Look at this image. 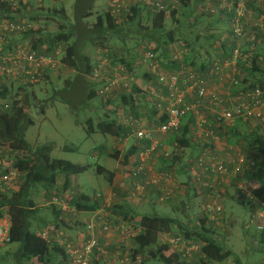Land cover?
Here are the masks:
<instances>
[{
  "label": "trees",
  "instance_id": "16d2710c",
  "mask_svg": "<svg viewBox=\"0 0 264 264\" xmlns=\"http://www.w3.org/2000/svg\"><path fill=\"white\" fill-rule=\"evenodd\" d=\"M36 1H20L16 8H13L9 4H0V23L5 20L8 23H25L26 26L32 25V22L37 18L35 13L38 11L34 10V7L38 6ZM48 1L50 0H40L39 4L43 7L46 6L45 2ZM97 1L98 0H75L71 21L67 18L63 7L61 8L55 6L53 9H49L47 14L50 17L52 16L62 19L64 25L60 26L58 31L46 37V40L44 38H36V34L30 30V27L26 29L25 32L7 33L6 41L8 42V38L11 36L21 35L24 39H32V49L44 55L54 56L57 51L61 50L64 53L66 52L65 57L62 59V64L75 69L77 73L76 82L80 83L82 88L87 91V101H90L95 97L94 89L97 84L87 79L92 76L97 66L94 64L92 57L81 52L82 47L87 43H90L93 46V49L101 56L109 58L111 64L123 66V68L127 72L129 71V74L131 75L133 73V69L136 67L134 60L132 61V58L129 60L128 56L120 59L119 61L116 60L110 51V45L114 40H117L121 44H125V38L131 34L134 25L140 32L141 38L153 45L152 53L154 55H156L157 52H160V54L164 56L165 54L167 55L169 52V46L178 43L179 41L184 42L187 49H189V52L191 51L195 54L198 52L196 48V41L199 40L198 37L192 36V38L188 39L182 32L179 31L184 22L181 21L180 23V21H178L175 15V9L171 10L170 18L174 23H177V25H182L179 27V30L172 29L167 26L166 21L168 16L165 12H151L153 7L148 5L146 6L140 1H135L134 3L131 2L128 8L121 12L123 17L121 21H117L109 10V12H99L96 16L95 23L91 26L87 19L93 15L95 3ZM176 1L181 3L183 8H189L192 0ZM163 4L167 7H171L175 4V0H163ZM254 5L256 4L251 2L249 4V8L252 9ZM143 12H146L145 18ZM263 13L264 12L260 10L258 15H262ZM192 16L193 15L191 14V17ZM195 18L196 17L193 16V19ZM196 24L197 20H194L189 24V27L195 28ZM253 30L257 34L255 37L257 43L264 42V35L261 31L258 28H254ZM5 33L6 32L0 31V34L4 35ZM246 43L248 44L249 41H246ZM11 46L12 45L10 44L8 49H12L13 47ZM247 46L248 45H246V47ZM139 47L144 48L143 46ZM254 52L255 50H253V53ZM253 57L254 58L251 61V72L253 73L252 75L258 74L259 77L257 79H253L252 81L244 79L241 82L240 87H248L250 89L260 87L264 89V70L259 69L257 65L259 55L257 54ZM187 59L188 58L185 56L183 59L184 64L187 65L189 63H193L191 62L193 61V58ZM70 60H74L72 64L70 63ZM176 60L172 59L171 63L172 66L177 69L176 71H178L181 69V61L179 59ZM117 62L119 64H117ZM148 71H146L143 75L144 86H137L131 81V83H128V86L125 88V93L121 96V101L128 105L131 113L134 115H136L138 110V107L136 106L137 100L134 99L135 95L136 97L139 96L138 100L141 101L142 99H145V96L148 97V94L145 93L143 88L150 86L152 82H155L158 87H161L155 73L153 71ZM48 73L49 72H46L45 74ZM45 74H42L41 78ZM41 78H39V80ZM3 80L4 77H1L0 82H3ZM249 82V85H244ZM25 83H27V85L31 84L29 82ZM237 88L239 89V87ZM112 105V102L107 101L106 109L109 110ZM154 113L155 115H158V112ZM106 117V122H101L97 126L99 131L101 130V132L105 135H123L124 137H127L132 134L131 127L126 128L125 126L118 124L117 121L114 120V118H110L109 115H106ZM165 121V116H161L158 119L155 118L154 125L152 127L159 126ZM33 124L34 122L28 114L25 105H22L19 101L15 100L13 95L10 93L8 85L2 84L0 86V149H7L8 157H12V168L17 170L24 178V182L21 184L17 192L0 191V219L7 217L10 223V242L2 247H6L10 244H18L16 256L19 262L30 263L32 260L36 259L39 264H53V260L58 257H61L63 261L67 262L68 255L67 252H65V247L62 248L63 246L60 247L58 244H52L47 238L45 239L41 236V234L39 235L37 231H31L33 226L31 220H33V222H40L42 220V215L39 214V208L31 197L30 188L33 184H40L41 188L44 189L45 192H51L55 189L56 178L59 175H63V191L72 189L71 177L88 171L91 169V166H80L70 162L52 160L50 157L52 152L51 145H45L33 149L25 139L27 130ZM152 127L150 126V128ZM93 131L95 132L94 128ZM214 134L218 138L215 132ZM165 138V140L160 141V145L157 148L151 151L152 158L155 162H167V165H173V163H175L174 152L169 150V148L164 145L169 138H172V140L174 139V144L176 143L179 149H189L193 145L189 131L185 129L182 130V127L173 134H167ZM135 139L136 142L129 148L127 154L125 155L123 162L124 166L128 164V159L131 156H138L139 153L145 151L146 149H150L152 145L150 141L137 138ZM212 141L214 140H211V142ZM64 149L68 150L66 147ZM69 150L73 151L72 149ZM165 150L170 152V156H165V153L167 152ZM2 153L3 152L0 153V156H2ZM118 155V152H116L114 157L117 158ZM155 155L156 157L154 158ZM136 158L138 159V157ZM195 160L194 166L196 163ZM246 162L252 163V161L248 160H246ZM96 171L99 175L106 174L108 182L113 185V179L115 177L113 172L107 171L100 165L96 166ZM158 172L170 173L165 169ZM236 176L244 177V179L248 182L258 183L257 188L247 190L249 194L247 203L252 205L253 209L256 208L257 203L264 204V165L258 167L254 164L250 168L244 167L243 171ZM205 177L208 178L207 176ZM218 178L219 177L217 176L216 179ZM73 191L77 196L75 206L78 211L84 210L85 212L92 213L94 215L99 211V209H101V201L97 198V195L93 200H91L89 196L80 194L77 186L73 187ZM157 197V194L152 196L151 193L148 192L147 204L154 205L157 202ZM241 197L244 198L245 195L242 194ZM205 204L203 205L204 215L195 219L188 218L186 224H184L185 226L182 221L170 216L157 213L139 214L135 213L128 207H125L124 210L121 206H115V208L117 210H123L124 219H127L129 216H134L132 220L133 228L140 230V232L131 240L133 257L142 256V254H145L147 249L155 247L159 236L165 234L167 235V239H171L180 235L184 239L186 238L187 240L198 244L199 250L197 252H192L191 257H189V255L183 257L179 249L175 250L169 256H166L165 253L170 250L171 245L169 243H163L157 251V257L156 255L154 257H156L163 264H221L233 254L225 248L224 242L221 238V233L218 234L216 232V226L218 224L215 222L206 224L207 221L209 222L210 220L205 212ZM58 217L59 214L55 213V223H58L56 222ZM36 225H38L37 222ZM176 228H178V234L173 232ZM258 245L264 252V232H260L259 234ZM141 264H146V262L143 261Z\"/></svg>",
  "mask_w": 264,
  "mask_h": 264
},
{
  "label": "rangeland",
  "instance_id": "374dc122",
  "mask_svg": "<svg viewBox=\"0 0 264 264\" xmlns=\"http://www.w3.org/2000/svg\"><path fill=\"white\" fill-rule=\"evenodd\" d=\"M37 1L36 4H38V6L34 7V10L38 11L37 13H35L37 18L32 22L30 30L36 34V38H44L46 40V37H48L50 34L55 33L59 30L60 26L64 25L62 19L52 16L50 17L47 14V11L49 9H53L55 6L61 8L63 7L66 12L67 18L71 21L75 0H62L58 4H53L48 1L45 2L46 6L43 7L41 6V4H39L40 0ZM110 1L111 0H98L95 3L93 15L87 19L88 23L91 26L95 23L96 16L99 12H106L108 6L110 9ZM122 2L124 1L121 0V3ZM131 2L134 3L135 1L126 0L124 2V5L129 6ZM214 2H220V7L223 10H225L226 12H232L228 9L231 6L232 0H192L189 8H183L181 3H178V10L175 9L176 18L178 19V21H180V23L181 21L184 22L183 26L181 24L177 25V23H174L171 20V12L169 15H167L168 19L166 21V24L169 28L176 30H179V27L182 26L179 31L182 32L188 39L192 38V36L196 37L202 34H206L208 36L212 33L214 34L215 31L211 29L213 27L200 28L204 26V24H202V22L199 20L200 18L197 19L195 28L189 27V24L194 21L193 16L197 17L200 12L214 15L217 10L216 6L213 5ZM201 3L208 4H205V8L202 9L200 7L202 6ZM254 3L258 5L264 12V0H259V2L255 1ZM210 10H213L214 12H211ZM248 11V19H250V17L252 18L250 22L251 24L258 23V17L263 16L264 18V13L262 15H254L252 9H248ZM145 14L146 12H143L144 18ZM191 14L193 15L192 17ZM206 16L207 15H204V17ZM254 16L256 18H254ZM113 17L117 21L119 20V17L120 19L123 18L121 14H114ZM210 17L211 16L206 17L205 19H211ZM230 21L231 23L229 22L226 30L228 28L232 30V17ZM253 29L254 28L246 32L248 33V35L247 37H244L245 42L248 41V39L250 42V40L253 38L252 36H257ZM258 29L261 32H264V21L263 28L260 29V27H258ZM132 30L133 31H131V34L125 38V44H121L117 40L112 41L110 45V51L118 61L127 56L129 60L132 58L131 60H134V63H136V67L135 69H133V73L131 75L129 74L130 72H127L126 70L124 72L117 71L118 68L116 67H120L121 65L111 64L112 68L107 69L105 74L107 76H112V78H114L115 80L118 79L119 81L113 89L109 90L107 95L101 96L99 94V91L102 88V85L100 84L101 82L93 80V76H90L87 79L97 84L94 89L95 97L92 100L87 101V91L82 88L80 83L76 82L77 73L75 69L62 64V59L66 55V52L64 53L62 52V50L60 51L59 55L55 57L58 61L57 67L54 70L50 71L48 74H45L39 80V82L30 85H27V83L21 80L4 79L3 82L1 81L2 83L0 82V86L2 84L8 85V87L10 88V93L13 95L15 100L19 101L22 105H25L28 114L31 116L34 122V124L27 130L25 137L26 141L33 149L45 145H51L52 152L50 157L52 160L70 162L72 164L80 166H91V169H89L88 171L78 175H73L71 177L72 189H67L66 191H63V175H59L56 178L55 189H53L51 192H45L44 189L41 188L40 184L31 185V197L35 201L34 203L38 206L43 220L54 221V212L57 208H59L62 212L67 211L66 213H71V215L74 214L72 216L73 218L78 217L79 211L75 206L77 196L73 191V187L76 186V181L81 185L80 188L77 187L79 193L89 196L91 200H93L96 195L101 194V209H99V212L102 213L104 219L106 218L111 224H124L127 231L128 229H130L129 233L133 229L132 220L134 216H129L127 219H124L123 210L125 209V207H128L135 213L139 214H151L153 212H157L158 214H163L165 216H172V212L170 211V209L161 206H157L155 208L156 211H153V209L150 208L151 206H153V204L148 205L147 200H137L134 202H130L129 194L125 193L126 190H128V183L126 181L124 182L125 177L121 181V184L123 185L119 186V188L115 186L121 193L118 194L116 191H114L113 187H111L112 185L108 182L106 174L99 175L96 171V166L100 165L107 171L113 172L114 176H122L125 155L127 154L129 148L136 142V139L132 134L127 137H124L123 135H105L103 132H101V130L99 131L97 127L98 124L101 122H106V115H109L110 118H114V120H116L118 124L125 126L126 128H128L131 124V121H129V117L137 119L143 125H145V127L150 128L151 124L149 123V112L152 109L157 112V104L159 100H161L160 96L164 94L161 88L158 87L155 82H152L151 85L146 87L145 90L146 94H148L149 96H145V99L137 101L136 106L138 107V110L136 112V115L132 114L128 105L124 104L123 101H121V96L126 91V89L124 88L125 84L131 83L132 81V83L134 82L137 86H142L144 73L148 70L151 71L148 63L147 65L143 64L141 62V58L143 57L145 51L153 50V45L141 38L140 32L137 28H135V25L133 26ZM8 40L9 47L11 44V47H16L17 45L27 46L28 48L33 50V43H31L32 39H24L21 35H14L13 37L11 36L10 38H8ZM180 43H183L181 45L187 48L183 41H180ZM177 44H179V42L175 43L174 45ZM246 45L249 46L245 47L243 51L246 56V61L250 65L252 61L251 57L254 56L253 50H257L260 45H257L258 47L254 49L251 46V43ZM0 46L2 45L0 44ZM139 46H143L144 48H140ZM95 51L96 50L93 49V46L90 43L85 44L81 49L82 53L92 57V60L96 65L104 62V59L107 60V64L110 63L109 58H105L103 56H101L100 58H93L96 57L94 56ZM261 53L262 55H264V48L261 50ZM174 55L175 53L172 54V57H166L164 55H161L160 52L156 53L155 56L160 62L158 68L159 72H166L165 69L167 67L169 68V64H171L172 61L171 58H173ZM194 56L195 55H192V58H194ZM214 57H216V55H214ZM73 61L74 60H70V63L72 64ZM117 64L119 63L117 62ZM105 68H107V66ZM244 77L245 75H243L242 78ZM107 101L113 103L109 110L106 109ZM92 127L95 129V132L93 131ZM161 137L164 140L166 136L162 135ZM159 139L162 140L161 138ZM65 147L68 148V150H65ZM69 149H72L73 151H70ZM1 152H3L2 156H0V171H2V174L4 171L6 172L7 169L11 166L12 157H8V152L5 148H1L0 153ZM116 152H118L119 154L117 158L114 157ZM136 157L138 156H131L128 159V163L136 162L137 164ZM23 182L24 178L19 175L18 183L9 185L6 191L17 192ZM222 186L223 185L219 186V190L212 194L213 199H211L210 201H215L223 207V218L222 221L216 226V232L218 234L221 233V238L224 242L225 248L231 251L233 255L227 258V260H225V262L221 264H264L263 249H261L258 245L260 232L256 228V223L251 222V214L254 209L252 205H249L247 203L249 194L247 193L244 198L241 197L243 193L241 194L238 192H228V195H226L221 190L223 189ZM248 189L251 190L252 187L248 185ZM230 194L234 196L233 199L230 198ZM115 206H121L123 210H117ZM62 207L66 211H63ZM93 217L94 216L83 215L81 221H85V224H87V222L92 220ZM176 218L179 220L180 216ZM70 222H72V220ZM31 223H33L31 231H36V228L34 226L35 222L31 220ZM206 224H211V222L207 221ZM81 225V222H79L78 224L74 223L72 227H81ZM173 232L175 234H178V228L174 229ZM138 233L139 232L134 229L131 234L135 237ZM166 239L167 238L165 236H159L157 245H155V247L147 249L145 254H142V256H140L142 258V262L145 261L146 264H163L156 257L159 247L162 246L163 243L167 242ZM73 241H77V239H73ZM131 248L132 245H130L129 248L130 253L132 252ZM17 250L18 244H10L6 247L0 246V264H37L35 260L30 263L19 262L16 256ZM118 250L121 251V249ZM170 251L171 253L166 252L165 255L169 256L174 252L172 248L170 249ZM155 255L156 257H154ZM123 256H125V254Z\"/></svg>",
  "mask_w": 264,
  "mask_h": 264
},
{
  "label": "built area",
  "instance_id": "2783aa9c",
  "mask_svg": "<svg viewBox=\"0 0 264 264\" xmlns=\"http://www.w3.org/2000/svg\"><path fill=\"white\" fill-rule=\"evenodd\" d=\"M20 1L26 2L27 0H0V4H9L13 8H16ZM51 3L56 4L62 0H50ZM126 1V0H122ZM140 1L146 6H152L151 12H165L169 15L171 10L177 9L178 2L175 0V4L171 7H167L163 4V0H131ZM259 2V0H232L230 8H228L232 14V38L235 41L234 55L228 62L222 63L219 60H214L212 66L207 75L199 74L191 69L181 66V69L173 73L159 72V60L152 53V50L145 51L141 62L150 67L151 71L157 76L158 83L165 91V95L160 96L157 104V119L161 116L166 117V121L159 126L147 128L140 121L134 118H130L131 124L129 127L132 129L133 137L137 139H144L151 142L150 149L138 154L136 166L130 171L129 177L132 184V188L129 190L130 202L147 200L149 188L158 190V197L156 198L158 203L168 204L175 200L176 193L181 189V184L174 180L171 173L157 172L153 174L151 165L149 162H154L151 151L160 145L159 137L174 133L181 129L182 120L189 114L197 112L198 108L202 105L203 101L207 98L220 106V110L215 116V124L218 127H233L237 120L248 121L251 119H262L264 108V89L255 87L250 89L248 87H240L241 85V71L237 66L238 58L243 55V50L246 47L244 37L248 35L246 33L252 28H263V16L258 17L259 21L256 24H251V17L248 19L247 13L249 4L251 2ZM121 3V0L110 1L111 14L120 15L121 12L128 8ZM248 6V8H247ZM170 8V9H169ZM214 12L213 10H210ZM121 21L120 17L119 20ZM31 25H25V23H8L3 21L0 23V31L6 32L4 35L0 34V78L8 80H21L34 84L39 81L42 74L50 72L57 67L58 61L55 57L59 55L60 51H57L54 56L44 55L38 51L31 50L27 46L13 47L8 49V42L6 41L7 33H20L25 32ZM250 40L251 46L257 48V40L255 36ZM249 41V39H248ZM256 44H255V43ZM248 43V44H249ZM249 46V45H248ZM185 50L186 47H183ZM187 51V50H186ZM179 54L174 55L173 59L179 58ZM106 61L98 64L92 74L93 80L101 82L102 85L99 94L101 96L107 95L110 89H113L118 84V79L115 80L112 76H107L106 70L112 68L111 62ZM107 66V68H105ZM231 66L232 74L229 75L225 68ZM117 71L124 72L123 66L116 67ZM224 76L230 79L233 87H239L234 93L232 104L228 107L223 106L225 99L217 94H210L207 89L209 79L211 77H218L220 81L224 80ZM243 80V79H242ZM128 83L125 84L126 88ZM146 90V87L143 88ZM146 93V92H145ZM156 95V94H155ZM187 97L193 100L189 102ZM138 97H134L138 101ZM128 121V122H129ZM198 127L201 130L202 136L205 140L211 142V140H217L214 131L210 129V122L206 119H201L198 123ZM160 134V135H159ZM165 156H170L168 150ZM195 169L198 170L194 174L197 185L201 188L213 189L224 184L226 178L233 174H240L244 167L250 168L254 164L246 162L245 156L242 154L237 155L232 161H224L219 157L203 152L195 160ZM2 171H0L1 174ZM19 172L12 168V165L0 175V191H6L7 187L13 183L17 184L19 180ZM204 176L208 178L204 179ZM219 177L216 179V177ZM213 177V178H210ZM167 187H163V186ZM101 194L97 195V198H101ZM205 212L208 215L210 222L219 224L223 218V207L215 201H208L205 204ZM92 220L85 225L86 236L82 243L77 247H68L67 264H93L95 260H98L102 255L107 254V250L104 249L98 239V231L100 228L102 232L110 235L113 231H116L119 235L127 236V229L124 224H111L106 218L102 216L101 212H97L93 215ZM252 221L256 223V228L259 232H264V204L256 205V208L251 214ZM9 219L4 217L0 219V246H4L10 242L9 238ZM46 239L45 234H41ZM168 243L171 248L180 250L182 256H191L192 252L199 250V245L193 241H189L182 236H176L169 239ZM188 243V245H187ZM264 254V252H263ZM264 261V258H263ZM142 258L140 256L133 257V252H128L125 257L119 258L115 256L108 262V264H141Z\"/></svg>",
  "mask_w": 264,
  "mask_h": 264
},
{
  "label": "crops",
  "instance_id": "0c3cea01",
  "mask_svg": "<svg viewBox=\"0 0 264 264\" xmlns=\"http://www.w3.org/2000/svg\"><path fill=\"white\" fill-rule=\"evenodd\" d=\"M205 4L208 3H201L202 6L200 7L204 9ZM213 5L216 6L217 8L216 13L214 15H210L209 13L205 14V12H200L196 17V20L200 18L199 20L202 22V24H204V26L200 28L213 27L211 29L215 31L214 34L212 33L209 36L206 34L196 36L199 39L198 41H196V45H197L196 48L198 52L195 54L191 51L189 52V49H186L187 50L186 51L183 48L184 46L181 45L183 43H180L179 41V44L177 45L174 44L170 45L169 52L167 53V55L165 54L166 57L169 56L172 57V54L174 53L175 55L179 54L181 56V58L179 56V60L181 61V66H185L191 69L192 71H195L202 75L208 74L212 66V62L214 60H219L222 63L231 60L233 57L234 49L236 47L232 38L231 29L228 28L226 30L227 26L229 25V22L231 23L230 21L232 16L231 12H226L225 10H223L220 7L221 5L220 2H214ZM109 10L110 9L108 6L106 12H109ZM252 10H253V14L257 15L261 9L258 5H254L252 7ZM204 15H207L206 17L211 16L210 17L211 19H205L206 17H204ZM254 18L256 17L254 16ZM261 33L264 35L263 31ZM259 45H258L259 47L257 46L258 47L257 50H255L256 53L254 52L255 54L253 53V55L254 56H256L257 54L259 55L258 57L259 60L257 62V65L259 69L264 70V59H263L264 55H262L261 53V50L264 48L263 46L264 42L260 43ZM192 55H195L192 61L193 63H189L187 64L188 66H186V64L183 63L184 57L186 56V58L189 59L192 58ZM214 55H216V57H214ZM94 56L96 57L93 58L101 57V55L97 51H95ZM245 57L246 56L243 52V55H241L240 58H238V63H237V66L241 71V81H243L244 79H249L250 81H252L253 79H257L259 75L258 74L252 75L253 73L251 72L252 69L251 64L249 65ZM253 58L254 57H251V59ZM103 61L106 60L104 59ZM171 64H169V68L167 67L165 69L166 71L165 73L170 74L176 71V68H174ZM225 71L229 75H231L232 67L229 66L225 68ZM243 75H245L244 78H242ZM249 84L250 82L244 85L247 86ZM206 87L210 94L214 93L225 99V101L222 104L225 107H228L232 104L233 95L238 89L237 87H233L230 82V79L225 76L223 81H220L218 77H211ZM160 88L164 92L163 94L164 96L165 91L162 89V87ZM187 100L191 102L193 99L187 97ZM219 110H220V106L214 104L210 100V98L204 100L202 105L198 108L197 112L187 115L182 120V125H181L182 130L185 129L189 131V135L193 143L192 147L189 149H179L177 144L176 143L174 144V141H172V138L171 139L169 138L164 143V145L165 147H168L169 150L175 153L174 154L175 163H173V165L170 164L167 165V162H162V161L149 162L152 167L153 173H157L158 171L165 169L171 172L174 180H176L181 184V189L176 193L175 200L171 201L168 204H161L156 202L153 206H151L153 211H156L155 208L157 206L168 208L172 212L171 217L177 219L176 217L180 216L179 221H182L183 225L186 224L188 218L195 219L198 218L199 216L204 215L203 205L207 201L213 199L212 194L214 192H217L219 188L218 187H215L213 189H206L204 187L200 188L195 181L194 174L198 172V170H196L194 167V160L198 155H200L203 152L215 155L226 162L232 161L239 154H243L246 160L252 161V163L256 164L258 167L264 165V108L262 109L263 111L262 119H251L248 121L237 120L233 127H228V128L218 127L215 124L214 119ZM154 112L155 110L153 109L149 112V123L151 124V127L154 125L155 118H157L156 117L157 114L155 115ZM201 119H206L210 122V129L217 134L218 140H214L210 142L208 140H205L203 137H201L202 133L198 127V123ZM159 138L162 139V137ZM165 139L166 138H164V140ZM155 157L156 155L154 156V158ZM128 164L124 166V169L122 171L123 175L115 176L113 179L114 181L111 187H113L114 191H116L118 194H121L118 188L119 186L123 185L121 184V181L123 180L124 177H125L124 182L126 181L128 183V190H126L125 193L128 194L129 190L132 188L129 174L130 171L135 167L136 162H129ZM203 178L206 177L204 176ZM75 185L78 188L81 187V185L77 183V181L75 182ZM222 185H223L222 186L223 189L221 190L226 195H228V192L229 193L238 192L241 194L243 193V195L246 196V194L248 193L247 192L248 185H250L253 189L258 187V183L247 182L244 179V177L236 176L233 174L229 175L226 178L224 184ZM115 186L118 188H116ZM163 187L165 188L167 186L164 185ZM149 192L151 193L152 196H154L155 194L158 193V190L150 187ZM230 198L233 199L234 196L230 194ZM62 210L66 211L63 207ZM66 212H62L59 208L56 209L54 214L55 213L59 214V217L56 221L58 223H55V221H47L43 219L40 222L36 221L38 225H36V222L34 223L36 231L39 235L45 234L46 238L49 240L50 243L58 244V246L60 247L63 246L62 248L65 247V252L68 251L69 246L76 245L75 247H77L82 243L84 237L86 236V232H85L86 224L85 221H81L82 216L83 215L92 216V213H88L85 212L84 210H81L79 211L78 217L73 218L72 216L74 214L71 215V213H66ZM153 213H157V212H153ZM39 214H41L40 211ZM71 220L72 222H70ZM79 222H81L82 224L81 227H72L74 223L78 224ZM112 224H116V223H112ZM129 230L130 229H128L127 231V236L121 234L119 235L116 231H113L112 234L107 235V233L102 232L100 228H98L97 231H98L99 242L101 246L107 250V254L102 255L98 260H95L93 264H107L115 256H118L119 258L125 257L123 255L124 254L126 255L130 251L129 248L131 245V240L134 237L131 234L132 231H134V228L132 229V231H130V233ZM135 230H137V232H140L139 229H135ZM162 236L166 237L167 235L164 234ZM73 239H77V241H73ZM166 240H167L166 243H168L169 239ZM118 249H121V251H119ZM168 252L171 253L170 250ZM34 260L37 262V264H39L36 259ZM53 261H54L53 264H67V262L63 261L61 257H58Z\"/></svg>",
  "mask_w": 264,
  "mask_h": 264
}]
</instances>
